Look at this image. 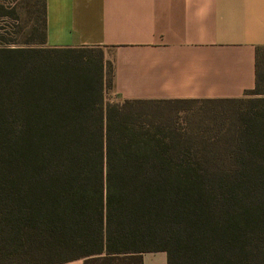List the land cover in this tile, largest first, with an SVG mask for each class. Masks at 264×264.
Returning a JSON list of instances; mask_svg holds the SVG:
<instances>
[{"label": "trees", "instance_id": "trees-1", "mask_svg": "<svg viewBox=\"0 0 264 264\" xmlns=\"http://www.w3.org/2000/svg\"><path fill=\"white\" fill-rule=\"evenodd\" d=\"M0 0V264H264V45L237 98L110 102L102 53ZM13 2V0H12ZM202 102L186 125L154 102Z\"/></svg>", "mask_w": 264, "mask_h": 264}, {"label": "crops", "instance_id": "crops-1", "mask_svg": "<svg viewBox=\"0 0 264 264\" xmlns=\"http://www.w3.org/2000/svg\"><path fill=\"white\" fill-rule=\"evenodd\" d=\"M45 9L47 46L106 49L116 100L237 98L253 87L264 0H45ZM143 264H166L165 253Z\"/></svg>", "mask_w": 264, "mask_h": 264}, {"label": "rangeland", "instance_id": "rangeland-1", "mask_svg": "<svg viewBox=\"0 0 264 264\" xmlns=\"http://www.w3.org/2000/svg\"><path fill=\"white\" fill-rule=\"evenodd\" d=\"M27 0H11L12 5L18 4H24ZM99 53H102L103 55H106V49L105 48H99V47H77L74 49L73 52L67 53L69 56L71 55H77L79 57H82V59H88L90 57H93L95 55H98ZM106 99H108L110 102L113 101H119L116 100V98L113 96V93L111 90L106 91L105 93ZM202 102H189V103H165V102H154L153 105H156L159 109L167 110L165 111L166 114H171L172 118H174L179 124L186 125L188 120L190 118H193L195 114L197 113V110H199L202 107Z\"/></svg>", "mask_w": 264, "mask_h": 264}]
</instances>
